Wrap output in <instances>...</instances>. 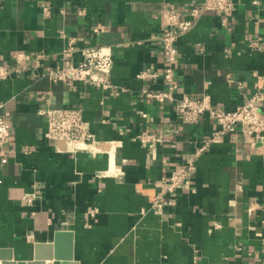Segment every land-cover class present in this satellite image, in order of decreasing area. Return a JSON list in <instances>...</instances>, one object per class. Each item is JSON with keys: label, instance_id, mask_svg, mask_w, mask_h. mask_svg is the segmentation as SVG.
I'll use <instances>...</instances> for the list:
<instances>
[{"label": "crops", "instance_id": "crops-1", "mask_svg": "<svg viewBox=\"0 0 264 264\" xmlns=\"http://www.w3.org/2000/svg\"><path fill=\"white\" fill-rule=\"evenodd\" d=\"M202 1L0 0V65L14 68L17 52L44 54L0 79V115L11 124L0 161V249L30 260L59 229L73 232L78 264H264V155L241 131L203 150L190 187L167 196L173 205L141 214L162 179L217 129L206 114L183 122L175 102L144 92L169 85L164 9L196 22L177 41L176 99L206 96L232 110L264 73V0H234L225 17L195 19L191 8ZM97 24L104 29L94 32ZM70 39L75 63L82 47H111V88L44 76ZM77 107L97 142L73 152L46 137L43 111Z\"/></svg>", "mask_w": 264, "mask_h": 264}, {"label": "built area", "instance_id": "built-area-1", "mask_svg": "<svg viewBox=\"0 0 264 264\" xmlns=\"http://www.w3.org/2000/svg\"><path fill=\"white\" fill-rule=\"evenodd\" d=\"M234 7V0H203L191 8L190 15L195 19L203 13L211 11L225 17ZM45 16L49 15V7L43 6ZM163 32L160 36V44L163 50L166 67L163 73L164 79L169 83L168 88L158 92L144 90L148 97L159 102H175L181 119L186 123H196L203 115H208L217 124V129L208 140L196 151L188 155L185 161L171 174L162 179L161 191L150 202L148 207L141 209V214L148 211L159 213L164 206L173 205L174 201L167 196L173 195L179 186L190 187L194 172L197 168V160L203 150L210 144L220 141L224 136L235 131L245 134L249 147L257 154L264 155V73H255L256 85L254 92L246 102L232 110H226L213 105L206 96L184 95L181 98L174 97V63L178 58V39L189 31L196 23L194 19L181 17L179 11L173 7L165 8L162 13ZM104 29L102 24H97L94 32ZM77 50L74 39H70L61 50L62 61L56 66L47 67L44 76L54 82L72 81L82 82L87 86H97L105 89L112 87L110 80L114 57L110 46L96 45L79 49L82 60L73 62L72 56ZM44 54L17 52L14 54L16 66L10 68L0 65V79H6L13 72L22 74L26 66L34 62L39 65ZM155 73H142L140 77H153ZM46 115V137L51 141H64L70 151L84 149L88 144L97 142L94 134L85 121L82 109L77 108H48L43 111ZM11 134L9 114L0 115V161H8L7 151L4 145ZM262 142V143H261Z\"/></svg>", "mask_w": 264, "mask_h": 264}, {"label": "water", "instance_id": "water-1", "mask_svg": "<svg viewBox=\"0 0 264 264\" xmlns=\"http://www.w3.org/2000/svg\"><path fill=\"white\" fill-rule=\"evenodd\" d=\"M74 236L72 231L59 230L49 243H36L33 258L30 260L14 259L10 250L0 249L1 264H78L73 254Z\"/></svg>", "mask_w": 264, "mask_h": 264}]
</instances>
